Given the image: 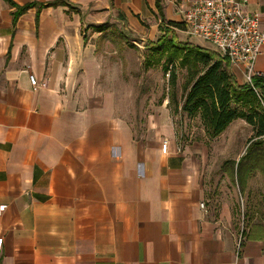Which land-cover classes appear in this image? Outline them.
<instances>
[{"label":"crops","instance_id":"crops-1","mask_svg":"<svg viewBox=\"0 0 264 264\" xmlns=\"http://www.w3.org/2000/svg\"><path fill=\"white\" fill-rule=\"evenodd\" d=\"M191 1L160 0L162 19L155 0H67L76 12L32 7L12 26L0 0V264H264V188L249 186L253 174L241 214L225 186L212 206L203 145L182 137L189 118L150 93L141 98L151 110L130 122L84 39L100 25L139 34L143 19L160 31ZM246 9L264 29V0ZM254 75L264 78V45Z\"/></svg>","mask_w":264,"mask_h":264},{"label":"trees","instance_id":"trees-1","mask_svg":"<svg viewBox=\"0 0 264 264\" xmlns=\"http://www.w3.org/2000/svg\"><path fill=\"white\" fill-rule=\"evenodd\" d=\"M4 1L13 9L12 26H15L20 15L32 7L65 6L67 12L77 11L67 0L31 2L21 6L11 0ZM155 7L163 19L160 0H155ZM163 24L160 28L166 32L181 27V24L173 21ZM109 28V25H100L93 27V30L103 34ZM148 50L150 53L145 55L143 65L149 68L160 64L168 75L172 114L186 115L189 119L198 117L208 140L218 137L237 119H243L255 129L244 154L237 161L225 160L223 163L231 165L228 174L239 192H243L247 178L253 172L260 171L264 178V78L254 75L251 84L238 85L229 71L228 62L217 53L195 45L178 44L173 34L169 38L164 35L156 43H150ZM162 58H165L163 62ZM177 68L186 71L179 97L176 92Z\"/></svg>","mask_w":264,"mask_h":264},{"label":"rangeland","instance_id":"rangeland-1","mask_svg":"<svg viewBox=\"0 0 264 264\" xmlns=\"http://www.w3.org/2000/svg\"><path fill=\"white\" fill-rule=\"evenodd\" d=\"M176 23L181 24V27L174 28L172 33H166L163 29L159 31L152 19H143L140 28L141 33L139 34L126 25H121L119 28L112 26L109 28L110 30L103 34H98L99 32L93 30L88 34L85 33L86 41L89 40L95 46L102 63L108 69L104 74L109 79L108 89L118 95L120 107H122L130 122L138 120L139 117L143 119V115L151 110L148 107L150 102H144L141 96L150 93L156 95V97L169 94L168 75L161 68V65L154 64L149 68H145L143 65L145 55L150 53L148 50L150 43H156L164 35L169 38L173 34L178 44L198 45L216 53L208 43L187 35L181 21ZM150 39H152V42ZM164 60L165 58H162L161 61ZM176 71V92L179 97L186 71L183 68H177ZM153 103L155 104V100ZM142 104H144V107H142ZM139 111L142 113L141 115ZM189 121L190 128L182 137L185 138L184 140L188 144L197 142L203 145L202 149L207 158V171L208 174L213 176V184L207 190L209 191L210 204L217 206L220 199L219 195L223 199V193H227L225 186L231 191V204L235 209H238V214H241V209L247 204L244 191L240 193L238 187H236L237 185L235 186L234 181L230 178L228 171L231 165L223 163L225 160L237 161L244 154L246 145L253 137L255 129L243 119H237L221 137L208 140L204 136L198 117L190 118ZM228 143H234L236 147L225 146ZM219 144L222 145L220 149L218 148ZM224 170H227L226 174H222ZM252 176V179L249 180V186L254 192L257 190L263 191V174L256 171L253 172ZM215 179L216 182L219 180V185L214 189ZM262 194L264 196V193ZM252 202L255 203L253 200Z\"/></svg>","mask_w":264,"mask_h":264},{"label":"built area","instance_id":"built-area-1","mask_svg":"<svg viewBox=\"0 0 264 264\" xmlns=\"http://www.w3.org/2000/svg\"><path fill=\"white\" fill-rule=\"evenodd\" d=\"M246 5L247 0H192L179 14L187 35L211 45L251 84L255 61L264 45V29L258 13L248 11ZM28 79L33 87L38 86L33 75ZM161 151L165 153L166 143Z\"/></svg>","mask_w":264,"mask_h":264}]
</instances>
